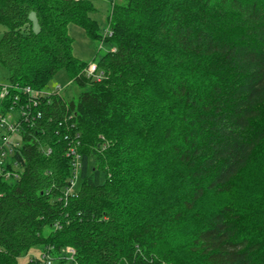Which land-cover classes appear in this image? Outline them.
<instances>
[{"label": "trees", "instance_id": "trees-1", "mask_svg": "<svg viewBox=\"0 0 264 264\" xmlns=\"http://www.w3.org/2000/svg\"><path fill=\"white\" fill-rule=\"evenodd\" d=\"M94 12L89 0H0L13 87L0 114L61 69L80 90L28 106L16 178L0 179V264L35 247L40 264H264V0H114L103 29ZM70 23L112 46L92 62L98 81L71 55ZM165 174L162 205L155 184L145 197L139 186ZM189 226L184 253L160 252Z\"/></svg>", "mask_w": 264, "mask_h": 264}, {"label": "rangeland", "instance_id": "rangeland-1", "mask_svg": "<svg viewBox=\"0 0 264 264\" xmlns=\"http://www.w3.org/2000/svg\"><path fill=\"white\" fill-rule=\"evenodd\" d=\"M95 7V12L91 15V17L96 20L99 25L101 26V29L104 28L105 26V20L106 17L109 13V10L111 8V4L114 0H89ZM123 0H116V2L121 3ZM31 19L34 20L33 14H31ZM5 32V27L0 26V38ZM67 35L70 37L72 40V51L71 55L72 57L78 59L80 62L85 63V64H90L93 61H96L100 57H102L104 54L108 53L109 51L112 50V46L108 42H101L103 39L101 38L99 41H94L89 39L83 29H81L79 26L70 23L67 25ZM70 78L64 69L59 70L56 75L50 80L47 88L45 91L47 92H52L54 87L59 86L61 88H66L63 92L62 95L65 99H71L72 97H76L77 94L80 92V90L75 87L74 85H68ZM8 83V74L7 72L1 67L0 65V86H5ZM11 140L13 143L19 142V136L14 135ZM145 159L142 158V161ZM147 160V158L145 159ZM151 161V160H150ZM143 164V163H142ZM145 165V164H143ZM146 167V166H145ZM148 169V168H147ZM173 172V170H172ZM172 174H165L162 179V183L160 179L156 176L155 178L149 176L146 177L144 182L140 184L139 188L142 194L145 195H150L149 193V188L154 187L160 189L162 191V196L160 197L161 199H165V201L162 200V205L164 202H169L171 196L170 191L168 190V187H171L173 185L174 177L171 176ZM174 175V172H173ZM242 181V180H241ZM239 181V182H241ZM176 183V182H175ZM152 185V186H150ZM208 201L207 203H209ZM213 202V201H212ZM161 203H159L158 207L159 209L162 208ZM176 230V233L168 238L166 241L163 243L165 245H161V253L165 254L170 252L175 245L177 246L178 250L181 251L182 253L183 250H180L181 247H184L185 242L183 239H186V236L188 232L190 231L191 226L185 227ZM176 248V249H177ZM41 251L42 249L39 247H35L30 249L27 252H23L17 259L18 264H40L36 262V259H39L41 257ZM64 253V252H63ZM175 254V257L177 258L179 252H173ZM181 259H184L181 257ZM33 260V261H32ZM42 264V263H41Z\"/></svg>", "mask_w": 264, "mask_h": 264}, {"label": "built area", "instance_id": "built-area-1", "mask_svg": "<svg viewBox=\"0 0 264 264\" xmlns=\"http://www.w3.org/2000/svg\"><path fill=\"white\" fill-rule=\"evenodd\" d=\"M110 31L106 28L104 32V36H109ZM84 75L87 78H93L94 80L98 81L101 77V74L96 73V66L94 63H90L87 68L84 70ZM13 87H10L8 84L5 86H0V103L7 97L8 92L12 89ZM64 88H61L59 86L54 87L52 92H36L31 90L30 88L26 87L23 89L18 90V92L22 93L23 97L27 98V101L29 102L28 104H36L37 99L40 96L44 97H51L54 95H58L63 91ZM18 95L15 97V100L18 99ZM29 105L25 106L23 110L20 111H14V110H9L5 114H0V179L3 181H8L11 179L16 178V174L13 173L18 166L13 160V156L17 150V147H19L20 141L17 143H13L11 138L14 135L19 136L20 140V135H19V130H20V124L22 121L27 122L28 121V116H27V110L29 109ZM38 116V115H37ZM70 154L74 156L75 162L73 165V179L72 182L70 183V187L67 189L66 194H70L73 192L75 186H76V181L78 180V154L76 153L75 149H70ZM12 172H11V170ZM42 264H52L50 261V257L48 255H44L42 257Z\"/></svg>", "mask_w": 264, "mask_h": 264}]
</instances>
